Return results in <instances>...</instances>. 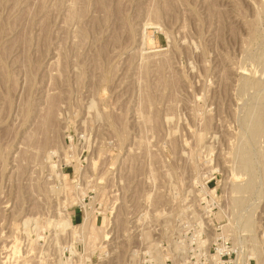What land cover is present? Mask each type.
<instances>
[{"label": "rangeland", "instance_id": "374dc122", "mask_svg": "<svg viewBox=\"0 0 264 264\" xmlns=\"http://www.w3.org/2000/svg\"><path fill=\"white\" fill-rule=\"evenodd\" d=\"M0 264H264V0H0Z\"/></svg>", "mask_w": 264, "mask_h": 264}, {"label": "crops", "instance_id": "0c3cea01", "mask_svg": "<svg viewBox=\"0 0 264 264\" xmlns=\"http://www.w3.org/2000/svg\"><path fill=\"white\" fill-rule=\"evenodd\" d=\"M71 222L73 225H79L84 221V216L81 214V211L75 210L71 213Z\"/></svg>", "mask_w": 264, "mask_h": 264}, {"label": "bare ground", "instance_id": "6f19581e", "mask_svg": "<svg viewBox=\"0 0 264 264\" xmlns=\"http://www.w3.org/2000/svg\"><path fill=\"white\" fill-rule=\"evenodd\" d=\"M251 184H252V183H251ZM250 187H251V186H249V188H250ZM240 189H241V188H240ZM70 225H71V223H70L69 220L66 221V222L64 221V223H61V226H62V227H68V226L70 227ZM69 227H68V228H69Z\"/></svg>", "mask_w": 264, "mask_h": 264}]
</instances>
